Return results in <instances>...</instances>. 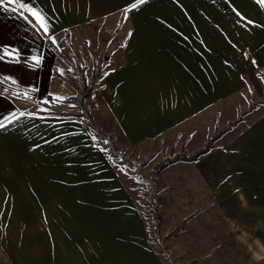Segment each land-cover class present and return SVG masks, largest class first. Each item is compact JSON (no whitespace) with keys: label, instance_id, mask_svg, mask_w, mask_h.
<instances>
[{"label":"crops","instance_id":"1","mask_svg":"<svg viewBox=\"0 0 264 264\" xmlns=\"http://www.w3.org/2000/svg\"><path fill=\"white\" fill-rule=\"evenodd\" d=\"M62 57L83 63L89 78L102 67L85 106L116 143L136 150L166 143V155L194 154L264 99V0L0 5V248L7 262L165 264L134 187L85 120L62 108L76 91L56 72L64 70ZM241 124L190 167L204 182L188 185L212 191L232 224L251 222L239 210L243 200L264 206V113Z\"/></svg>","mask_w":264,"mask_h":264},{"label":"rangeland","instance_id":"2","mask_svg":"<svg viewBox=\"0 0 264 264\" xmlns=\"http://www.w3.org/2000/svg\"><path fill=\"white\" fill-rule=\"evenodd\" d=\"M67 42L68 38L62 41L65 45ZM62 58L66 61L64 70L56 72L61 80L76 88L74 95L67 99L71 106L62 107L63 110L76 114L84 112L85 115L92 116L91 103L87 106L85 103L95 92L90 90V80L95 70L102 67L95 69L89 78L87 67L83 63ZM82 79L87 80L89 87H84ZM82 94L83 97L89 94V97H84L81 102ZM261 100L242 113L239 123L264 113V99ZM238 124L234 126L236 132L242 131L244 127V124ZM228 126L210 134L204 147L210 145L211 152L218 149V140L234 129L231 127L227 130ZM111 140L119 155L113 162L120 166L126 181L134 187L146 219L150 241L165 264H264V257L258 259L254 254L261 249V244L264 245V206L250 205L243 200L247 207L240 206L239 210L243 214L247 210L251 214V222L232 224L215 206L212 191H195L188 187L204 182L190 167L196 166L197 162L211 152L196 156L203 147L194 154H187L183 150L166 155L169 148L166 143L163 146L151 144L136 150L124 148L115 139ZM163 191L167 194V211L162 207L165 204L160 197ZM154 198H157L158 204L154 203ZM249 247L254 249L250 250ZM0 264H9L2 248Z\"/></svg>","mask_w":264,"mask_h":264},{"label":"trees","instance_id":"3","mask_svg":"<svg viewBox=\"0 0 264 264\" xmlns=\"http://www.w3.org/2000/svg\"><path fill=\"white\" fill-rule=\"evenodd\" d=\"M50 45H53L50 42ZM103 69H99V70H95L91 80H90V90L91 92L95 91L97 85L100 83V81L103 79ZM83 83H84V87L86 86L89 87V83L87 82L86 79H82ZM93 94V93H92ZM83 97V94H82ZM84 97H89V94H86V96L84 95ZM81 98V102L84 100ZM85 98V99H86ZM69 101V100H68ZM84 104V103H83ZM82 104V105H83ZM69 115H73L75 117L84 119L86 122V125L91 129L94 137H95V141L97 143V145L99 147H101L103 150H105L107 152V154L110 156V158L114 161V158L119 157L114 144L112 143L111 138H109V136L105 135L101 129L99 128V126L94 122V119L91 115H85V113H74V114H69ZM240 122V119L238 121H236L235 123H232L228 126V128H226L227 130H229V128L234 127L235 125H237ZM225 129V130H226ZM211 152V146H205L202 150H200L199 152H197L196 156H200V155H206L208 153Z\"/></svg>","mask_w":264,"mask_h":264},{"label":"snow or ice","instance_id":"4","mask_svg":"<svg viewBox=\"0 0 264 264\" xmlns=\"http://www.w3.org/2000/svg\"><path fill=\"white\" fill-rule=\"evenodd\" d=\"M8 2H14V0H8ZM141 2H145V0H141ZM4 3H5V0H0V5H3ZM21 115H23V113ZM0 127H4V125L0 124Z\"/></svg>","mask_w":264,"mask_h":264},{"label":"bare ground","instance_id":"5","mask_svg":"<svg viewBox=\"0 0 264 264\" xmlns=\"http://www.w3.org/2000/svg\"><path fill=\"white\" fill-rule=\"evenodd\" d=\"M262 246H264V245H262ZM257 256L260 257V259H261L264 257V254L263 253H257Z\"/></svg>","mask_w":264,"mask_h":264},{"label":"built area","instance_id":"6","mask_svg":"<svg viewBox=\"0 0 264 264\" xmlns=\"http://www.w3.org/2000/svg\"><path fill=\"white\" fill-rule=\"evenodd\" d=\"M153 201H154L155 204H158L157 198H154Z\"/></svg>","mask_w":264,"mask_h":264}]
</instances>
